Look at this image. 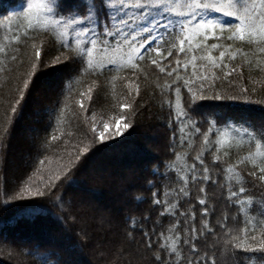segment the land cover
<instances>
[{"label":"snow or ice","instance_id":"1","mask_svg":"<svg viewBox=\"0 0 264 264\" xmlns=\"http://www.w3.org/2000/svg\"><path fill=\"white\" fill-rule=\"evenodd\" d=\"M0 29L5 33L0 57L9 64L22 65L19 58L24 55L28 62L24 72L15 76L14 103L9 105L12 117L9 109L4 110L9 126L23 110L33 77L43 69L63 71L59 95L67 93L65 99L74 91L73 81L81 83L79 78L85 75L95 78L86 91L78 93L76 104L91 120L85 115L83 138L74 151L68 152L63 162L58 160L46 178L39 176L38 186H33L37 183L33 176L39 169L11 188L5 181L0 206L31 199L17 218L45 214L47 208L38 200L65 183L74 184V170L86 165L98 150L94 147L97 143L103 147L123 144L124 140L114 137H121L134 125L140 111L138 81L141 74L147 79L141 65L148 63L167 77L156 83L155 89L160 107L168 110L169 157L145 168L146 175L127 181L118 221L97 213L101 225L112 230L117 223L121 229L112 264H264V123L236 120L221 111L224 102H252L255 85L264 81L249 75L251 89L236 91L233 82L229 91L213 90L218 80H228L234 74L242 78L245 67L249 72L264 73V0H27L22 12L13 10L0 16ZM43 36L59 45V54L51 59H45L47 50L42 52L46 40H41V46L35 42L29 45V39ZM238 57L240 63L233 66ZM9 71L17 73L18 67ZM100 77L111 87L113 109L120 110L113 118L114 132L109 131L113 125L103 117L97 120L85 103L92 102L94 89L101 87ZM117 81L124 85L120 93ZM205 100L220 103H200ZM62 104L67 107L58 98L49 110L57 124L62 119ZM8 136L9 127L0 129L5 160ZM196 137L200 138L198 146H194ZM59 139L51 135L52 141ZM110 139L112 144L107 143ZM126 147L135 150V146ZM233 147L247 151L229 162ZM34 148L37 155L46 151L47 138L37 136ZM189 151L195 152L191 162ZM45 160L51 163L48 156L39 163L44 165ZM57 199L62 205L63 197ZM81 206L92 208L84 202ZM28 255L37 264H64L58 253L42 250L40 245Z\"/></svg>","mask_w":264,"mask_h":264},{"label":"trees","instance_id":"2","mask_svg":"<svg viewBox=\"0 0 264 264\" xmlns=\"http://www.w3.org/2000/svg\"><path fill=\"white\" fill-rule=\"evenodd\" d=\"M23 8L17 0H0V16L8 15L13 10L20 13L23 11ZM4 34V30L0 29V43L3 42L2 37ZM29 36L32 37L33 34L29 33ZM42 39L47 41L42 46V52L47 50L48 53L45 59H51L53 56L59 54L56 50L59 45H54L52 40L47 36L36 37L34 40L29 39V45L35 42L38 46H41ZM21 52H24L23 47H21ZM31 52L32 50L29 47L28 55H31ZM19 59L23 60L22 65L19 62H17V65L9 64L7 60L0 57V60H3V63H0V68L4 69V71H0V129L9 127V136L6 141V160L3 156L4 145H0V191L5 188V181H7V186L11 188L18 181H26L29 176L37 172V169L40 171L37 173V176H33V180L37 182L33 186H38V177L44 176L46 178L49 172L55 170L58 166L57 161L61 160V158V162L66 160L68 152L74 151V145L83 138L81 135V125L83 124L85 115H88L89 120H91V115L81 112L79 106L76 104V100L79 99L78 93L86 91L95 78L85 75L79 78L82 81L81 83L73 81L71 86L74 91L68 99H65L68 95L67 93L64 96L59 95L63 87L61 82V78L64 75L63 71L43 69L33 77L34 83L24 102L23 110L15 116L9 126L5 121L4 110L6 108L9 109L8 116L12 117L9 105L14 103L13 96L15 95V88L18 83L15 76L22 74L27 68L28 63L24 55H21ZM238 63H240L239 57L237 61L232 62V65L235 66ZM14 66L18 67L17 73L9 71ZM141 66L144 69V73L147 74V79L141 74L138 81L141 87V94L137 97V107L140 109L139 114L134 117L133 127L126 130L121 137H114L117 141L124 140L123 144L117 143L111 147H103L102 143H97L94 146L98 149L97 151L92 153V149H90V153L92 154L86 165L73 172L74 184L69 186L68 183H65L58 189H54L53 193L46 199L38 200L39 203L47 208L45 214L36 215L31 218L23 216L17 218L21 210L32 203L31 199L15 201L8 207L0 206V264H19V260L23 261L24 264H37V260L33 256L28 255L29 250L36 245H40L42 250L58 253L64 264H112L115 245L122 239L121 229L117 226V223H114L115 225L113 224L112 230H110L112 233H109L107 237L109 241L92 258L88 253L87 246L91 250L94 247L95 239L93 236L95 233H81L77 223L75 222L76 224H74L72 221H76L78 218L77 213L79 212L76 211L79 209V206L77 205H81L86 193H92L98 199V203L108 202L109 205L111 204L113 207L118 208L117 213L112 210V215L108 214L114 220L116 217L118 221L123 210V207L121 208L123 205L118 203V199H122L121 191L127 181L136 176L146 175L145 168H151L156 161L169 157V137L171 131L165 126L168 110L166 107H160V96L158 90L155 89V84L163 83L167 77L159 73L158 69L148 63H142ZM190 71L191 69H189ZM242 71V78L237 79L236 74H234L228 80L216 81L213 90L218 92L229 91L232 88L233 82L235 83L236 91L240 87L251 89L253 85L248 79L249 75L254 79L264 81V73L249 72L247 67L243 68ZM105 76H109V74L106 73ZM48 79L54 80L56 87L48 94L47 100L42 104L43 95L38 94L34 98V91L41 81L44 80L46 82ZM99 83L101 87L94 89L92 102L85 101V103L89 106V113H94L97 120L103 117V120L109 122L114 116L117 117L119 115L120 110L119 108L113 109L112 107L114 101L111 95V87L106 84L105 77H100ZM123 87L124 85L121 81L116 82L117 93H120ZM255 87L257 91L251 96L252 102L246 104L240 101L224 102V107L221 111L236 120L246 118L256 125L264 123V104L260 103L261 100H264V84H256ZM207 94L211 96L212 91H209ZM58 98L67 105V107H63V104L61 105L63 113L59 124L49 116V110L55 107V102ZM121 102H124V100L122 99ZM31 103L33 106L36 105V110H32L34 107H31ZM200 103L211 105L220 102L205 100ZM124 111L128 112L129 110L125 109ZM27 112L37 113L39 119L32 121V123H26L24 119ZM128 119L132 120L133 117L129 115ZM50 122L51 126H49ZM19 133L28 134L29 138L18 143L16 148L19 151H23L24 154L22 157L17 158V161L14 160L12 162L9 155L10 149L15 148L12 144V139H16V135ZM53 134L59 136L60 139L52 141L51 135ZM151 135L155 139L157 137V143L148 147L146 151H143L140 147L143 142L142 140L150 138ZM37 136L41 139L47 138V150L43 151L40 155L36 154L34 148ZM199 140V137L195 138L194 146H198ZM107 143L112 144V140L110 139ZM126 145L135 146V150L129 153H121L119 150L128 149ZM177 150L180 151L181 149L178 148ZM114 151H119V154L115 155ZM246 151V148L233 147L230 150L231 159L229 162H234L238 156L244 155ZM110 153L114 154V156L107 160V155H110ZM193 155H195V152L189 151V162H191V156ZM24 156L26 157L24 158ZM45 156L51 158V163L45 160L44 165H41L39 161L43 160ZM140 162L143 163L142 166H140ZM89 165L97 167L98 171H102L99 172L102 175L88 173L86 168ZM12 168L15 172L9 175ZM123 169L126 172H123ZM77 189L81 190L80 193L76 191ZM110 190L113 191L111 194L108 193ZM60 196L63 197L62 205L57 199ZM93 224L95 226V223ZM85 234L87 236L86 242ZM78 261L79 263H77ZM120 264H123V261Z\"/></svg>","mask_w":264,"mask_h":264},{"label":"rangeland","instance_id":"3","mask_svg":"<svg viewBox=\"0 0 264 264\" xmlns=\"http://www.w3.org/2000/svg\"><path fill=\"white\" fill-rule=\"evenodd\" d=\"M18 1V3L22 6V7H26V4H27V0H17ZM59 75H61V74H59ZM57 76V75H56ZM56 87V84H55V81L54 80H52V79H48L46 82L43 80V81H41V83H39L37 86H36V88H35V91H34V98H36V95H43L42 97V99H43V102H42V104L47 100V98H48V94L49 93H51V91H53V89ZM40 103V102H39ZM36 105H32V103H31V107L33 108L34 107V109H32V110H36L37 108L35 107ZM31 109V108H30ZM39 114H40V112H39ZM35 116H36V118H35ZM114 117H116V116H114ZM113 117V118H114ZM39 119V117H38V114L36 113H28L27 112V114L25 115V122L26 123H32V121H37ZM100 120V119H99ZM109 124L110 125H113L110 129H109V131L110 132H114L115 131V128H116V125L114 124V121H113V119H111L110 121H109ZM107 134V133H106ZM27 138H29V136H28V134L26 135H24V134H17L16 135V139L14 138V139H12V144H13V146H15V148L13 147V148H11L10 149V156H11V160H12V162L14 161V160H16L17 161V158H19V157H22L23 156V154H24V152L23 151H19L17 148H16V146L18 145V143L20 142V141H24V140H26ZM118 138V137H117ZM156 139H157V137H156ZM155 139V137H153L152 135L150 136V138L148 137V139L147 138H144L142 141V145H140V147L142 148V150L143 151H146V149H148V147H151V145H153V144H155V143H157V140ZM145 145V146H144ZM121 153L122 152H127V153H129L130 151H133V150H128V149H126V150H119ZM119 151H114V154L115 155H118L119 154ZM114 154H111L110 153V155L108 154L107 156V160H109L110 158H112V156H114ZM124 155H126L125 153H124ZM26 156H24V158H25ZM133 158H135V157H133ZM105 159V160H106ZM143 165V163H141L140 162V166H142ZM100 170V169H99ZM86 171L88 172V173H90V174H93V173H98L99 175H102V174H100L99 172H102V171H98V169H97V167H93V165H89L87 168H86ZM123 172H126L124 169L122 170ZM14 172H15V170H13V168H12V170H11V172L9 173V175H11V174H14ZM104 174V173H103ZM10 177V176H9ZM77 192H79L80 193V191L81 190H79V189H77L76 190ZM117 191V190H116ZM111 192H113V191H108V193L109 194H111ZM122 192V191H121ZM122 197V196H121ZM118 203L119 204H122V199L121 198H119L118 199ZM77 202V201H76ZM82 202H84V203H87V204H90L91 206H92V208L91 209H88V210H85L81 205H82V203H81V205H77V206H79V209H77V211L76 212H79V213H77L78 214V218L76 219V221L74 220V221H72V222H74V224H76L77 223V225L79 226V228L78 229H80V232L81 233H95L94 234V239H95V244H94V247L92 248V250L89 248V246H87V250H88V253L91 255V257L92 258H94L93 257V255H95V253L97 254V253H99V249L100 248H102V246L105 244V243H107V241H109V240H107V237L109 236V233H112L109 229H108V226L107 225H101L99 222H98V220H97V213L99 212V213H104L105 215H108V214H111L112 213V210H114L115 211V213H117L118 212V208H116V207H113V205H109V203L108 202H106V203H98L99 201H98V199L97 198H95V196L92 194V193H86L85 194V196H84V200H82ZM123 205V204H122ZM123 206H121V208H122ZM112 215V214H111ZM110 216V215H109ZM117 218L115 217V220H116ZM76 222V223H75ZM93 223H95V226H94V224ZM115 225V224H114ZM98 251V252H97ZM19 262V264H24L23 263V261H18ZM17 262V263H18ZM77 263H79V261L77 262Z\"/></svg>","mask_w":264,"mask_h":264}]
</instances>
